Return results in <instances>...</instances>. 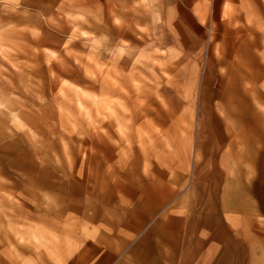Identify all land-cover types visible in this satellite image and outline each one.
<instances>
[{
    "label": "rangeland",
    "instance_id": "1",
    "mask_svg": "<svg viewBox=\"0 0 264 264\" xmlns=\"http://www.w3.org/2000/svg\"><path fill=\"white\" fill-rule=\"evenodd\" d=\"M241 1L0 0V264H61L93 201L125 187L178 203L197 264L220 258L204 247L216 228L221 264H264L261 166L214 141L232 38L264 35V8ZM252 84L264 94V77ZM248 107L238 131L264 117V101ZM252 133L250 154L264 121Z\"/></svg>",
    "mask_w": 264,
    "mask_h": 264
},
{
    "label": "crops",
    "instance_id": "2",
    "mask_svg": "<svg viewBox=\"0 0 264 264\" xmlns=\"http://www.w3.org/2000/svg\"><path fill=\"white\" fill-rule=\"evenodd\" d=\"M242 1L248 4L243 8L245 11L264 8V5H259L264 4L261 0ZM234 37L235 40L240 39L239 43L244 37L248 44L256 41L252 51L257 52L260 42L264 40V35L256 38L241 34ZM246 42L244 40V44ZM255 57L257 59L259 56ZM222 163L228 162L222 159ZM122 189L120 202L108 203L104 199L93 201V209L96 208L89 218L82 219L84 238L68 251L61 264H197L199 238H196V227L194 222L177 214L178 203L172 202L169 208H164L160 190L157 192L153 187L144 188L142 193L132 192L129 187ZM262 194L255 197L256 200L263 201ZM89 202L92 203L91 200ZM260 213L254 212L258 216ZM208 227L204 225V229L200 230H208ZM214 230L218 231L220 239L216 234L213 236V230L207 231L209 240L204 247L207 255H211V262L215 263V258L220 256L215 264H221L229 258V249L222 248V245L228 244V235L225 228ZM214 237L216 241H213Z\"/></svg>",
    "mask_w": 264,
    "mask_h": 264
},
{
    "label": "bare ground",
    "instance_id": "3",
    "mask_svg": "<svg viewBox=\"0 0 264 264\" xmlns=\"http://www.w3.org/2000/svg\"><path fill=\"white\" fill-rule=\"evenodd\" d=\"M232 40H234V42L233 49H231L230 58H233V61L229 64L228 62L225 63L226 70L224 72L221 71V73L225 76L224 88L219 95L220 99L223 101V104H220V106L217 105L223 112L222 119L224 122L223 126H225L223 131L226 135L221 134V131L216 132L215 135H217V137L214 139V141L217 144L226 146V149L223 151V156L231 155L232 157H230V159L232 161L238 162L239 164L244 162L245 158H247L251 163H253V165H260L262 169L261 171L264 174V140L261 141L262 147L260 144V146H257L258 149H260V152H258V149L255 148L256 150L253 149V153L250 154L248 149V145H254L256 144L257 140L260 139L255 137L256 134H253L252 132L259 133L262 130L264 117L261 114L259 116L257 115L256 117L253 116L252 118L247 119V123H249V121L252 123L251 129H249V125H244L241 130H237V125H239V123H243L244 118H249L250 113H247V105H249L248 108L251 110L256 103H261L264 101V94L261 91V85L256 84L257 87H255V84H252L254 82L259 83L264 77V64H260L255 57V55H257L264 58V55L259 54L256 51H252V48L257 44L256 41L248 44V41L246 42L245 37L240 43V39L235 40V37L232 38ZM244 40L246 42L245 44ZM243 47L246 48V50L243 49ZM229 55L230 54H228V56ZM221 63L223 62L220 61V64ZM214 121H218V118L214 117ZM205 124L207 125V123ZM208 125L211 126L213 124L210 122ZM216 125L218 126L219 124ZM227 126L229 127L228 132ZM234 135L236 136L237 141H235L234 144H231V140ZM261 136L262 135L260 133L259 137ZM225 138H227L226 141ZM262 138L264 139V136H262ZM239 145H241L244 149L239 150L242 149L241 147L235 149V147ZM232 148L236 150L234 154H232Z\"/></svg>",
    "mask_w": 264,
    "mask_h": 264
}]
</instances>
